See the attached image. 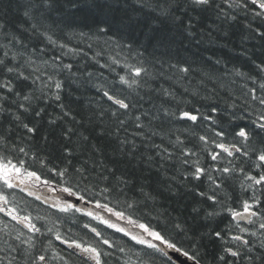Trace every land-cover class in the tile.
Returning <instances> with one entry per match:
<instances>
[{
  "label": "snow or ice",
  "instance_id": "1",
  "mask_svg": "<svg viewBox=\"0 0 264 264\" xmlns=\"http://www.w3.org/2000/svg\"><path fill=\"white\" fill-rule=\"evenodd\" d=\"M97 13L102 14L103 19H97ZM112 13L121 15L117 19ZM76 18H92L96 35L104 36L115 29L127 36L125 42L117 41L115 34L108 41L116 43L121 52H127L125 62L113 58L111 64H100L101 69L112 72L119 66L120 72H116L115 79L92 84L109 104L108 109L101 108L95 115L101 122L105 118L114 121L111 131L102 123L96 125L101 128V138L108 136L115 141L113 153L134 160L138 150L135 138L147 140L157 135L152 130L156 124L191 122L198 128L204 121L211 136L197 131L191 132V136L199 141L200 151L210 163L206 160L201 164L197 151L193 150L195 145L187 147L185 140L177 137L174 143L170 141V146L178 148L176 160L185 171L179 174V179L175 175L166 176L164 189L153 194L145 191L153 188L150 176L143 177L144 182L140 183L135 177L129 179L131 172L115 177L116 169L102 162L94 161L91 169L87 161L79 167L74 165L75 144H63L60 148L62 159L56 163L50 155L42 156L30 146L16 142L15 129L22 127L29 134L38 131L35 124L29 126L32 121L48 116V124L56 127L58 121L63 123L72 116L64 99L66 83H77L82 76L85 84L93 80L92 72H73L72 63H63L62 55L76 54V48L61 43L59 47L66 49L62 55L43 60L37 53H44L45 49L29 46L33 41H47L56 46L54 29ZM241 21L247 34L240 37L239 49L232 50L252 65L254 73L245 75L234 64L232 72L225 70L224 76L244 78L253 86L245 85L247 91L242 93L245 97L242 104L225 91L221 107L217 87L224 89L225 85L208 89L207 83H215L212 75L197 72L194 65L202 61L204 67L219 66L223 57H217L215 52L201 55V48L211 52L216 44L229 47L231 29ZM137 26L145 28L143 42L132 35ZM80 36L85 34L80 33ZM249 39H259L264 44V0H0V115L7 113L11 117L7 128L0 122V224H3L0 264H49L50 259L57 258L67 264L59 252L51 258L48 256L47 253L54 250L53 238L72 250L70 255L79 256L84 264H109L110 261L132 264L128 255L131 246L126 249L119 240L111 238L117 233L127 238L126 243L143 246L141 252L132 253L136 256V264H156L157 258L164 264H185L186 261L201 264L202 257L197 252L189 251L167 234V221L153 225L152 220L159 221L161 214L153 217L146 209L149 202L154 205L158 197L165 194L170 198H182L187 194L184 181L205 179L209 183L207 191H199V184L188 191L212 210L207 211L202 205L193 207L191 223L188 219L175 222L179 219L176 217L172 218L171 227L177 235L187 237L189 247H193L201 212L204 211L205 219L227 213L229 225L223 233L214 231L212 235L234 242L223 249L231 261H227L225 255L218 259L225 264L241 261L243 264H264V48L261 55L256 56L246 46ZM193 73L200 77L198 87L180 90L177 83L191 84ZM161 80L169 86L164 87L159 83ZM79 86L77 84V89ZM178 91L181 96H192L194 100L199 97L200 107L191 106L189 102L181 108L177 102ZM201 91L205 94L201 95ZM49 102L58 110L56 114L47 112ZM28 116L31 120L24 123ZM218 121L227 122L229 128ZM130 125L136 129L133 139H121L120 133L126 132ZM76 135L75 128H65L61 138L71 141ZM229 135L231 141H228ZM79 140L81 152L104 155L103 147L93 145L90 137L81 135ZM173 156L172 151L161 148L156 157L142 156L141 159L147 160L149 165L155 164V169L150 170L164 175L168 171L164 165L172 162ZM241 159L251 162V170L236 163ZM97 167L101 168L99 173H96ZM162 167L164 173L160 172ZM113 177L116 184H112ZM101 184L104 186L97 193L96 188ZM126 190L138 193L143 201L132 197L125 199L121 206L119 199L111 200L113 193L124 195ZM50 193H66L77 203ZM34 201L58 214L78 213L88 218L79 227L91 233L95 242L69 236L67 233L73 231L72 226L62 232L66 217L59 215L51 222L52 226L38 227L35 221H49L47 216L37 214L33 217L29 207ZM141 211L143 218L139 216ZM3 217L23 225L27 233L14 225L9 227ZM241 221L251 227L242 226ZM75 223L72 221V225ZM107 230H112V234L106 235ZM188 233H192L191 237Z\"/></svg>",
  "mask_w": 264,
  "mask_h": 264
},
{
  "label": "trees",
  "instance_id": "2",
  "mask_svg": "<svg viewBox=\"0 0 264 264\" xmlns=\"http://www.w3.org/2000/svg\"><path fill=\"white\" fill-rule=\"evenodd\" d=\"M117 19H119L120 13H112ZM14 18V17H13ZM97 19H103V15L97 13ZM259 23V21H257ZM243 21L241 23L236 24L235 27L231 29V37L230 46L224 47L222 44H216L212 46L211 52H204L203 47L201 48V55H211L212 52H215L217 57H223L222 63L216 68L204 67L202 66L203 62H199L194 67L197 69V72L207 73L212 75L213 81L215 83H207L206 87L208 89L213 88L216 85H225L224 89L217 87V91L220 97L221 107L224 106V97L225 91L231 95L233 98H237L239 103L244 102L243 92L247 91V87H252L251 81H246L244 78L236 77L235 75L224 76V71L227 70L232 72L233 65L235 64L239 67L245 75L250 73H254V69L247 60L237 55V52L232 49H239L240 45V37L242 35H246V31L242 27ZM102 27L104 25H101ZM144 32L145 28L137 26L136 31L132 33L133 37L137 41H144ZM80 33H84L85 36L81 37ZM95 22L92 18L89 19H73L67 25H61L60 28L54 29L53 38L56 40V46L49 45L47 41H43L42 43H37L33 41L29 46L30 47H43L45 49L44 53H37V56H40L43 60H48L50 57L55 55H62L63 51L59 44L63 43L68 46V48H76L78 51L76 54H69L68 56L62 55L63 63H72L74 65L73 72L82 73V72H92L93 80L90 84L84 83V77L77 83H66L64 99L71 109L72 116H69L67 120L63 123L57 122L56 127H53L48 124V116H44L43 119H39L36 121L31 120V116L26 117L23 122L29 123V126L36 125L38 131L36 133L29 134L25 129L18 128L15 129V137L16 142L21 144V146L31 147L32 151L39 152L42 156L50 155L54 162L59 163L61 157L60 148L65 143H71L76 145V156L77 158L72 161V163L76 166H82L84 161H87L89 169L93 167V162L95 161L97 164H102L107 166L108 168H115V177H119L121 173L131 172L132 175L129 176V179H133L134 177L143 183V177H151L150 183L153 184V188H146L145 191H152L155 194V191H161L164 189L166 176L175 175L177 179L180 178V173L184 172L185 169L179 166L176 157L179 156L178 148L174 149L170 146V141L175 142L176 138L179 137L182 140H185L187 147H193L195 145L194 151H197L201 164H204L208 158L204 154V152L200 151L201 145L199 141L194 139L191 136V132L197 131L201 134L207 133L211 136V132L207 131V124L204 121L200 122V126L197 128L192 125L191 122H171L164 123L162 126L156 124L153 127V131L158 134L152 136L151 139H142L135 138V143L137 145V151L134 160H130L119 153H113V148L115 147V141L108 136L101 138V128H97V124H103V127L112 130V126L114 121L108 118H105L103 122L97 119L96 113L99 112L101 108L108 109L109 104L102 98L100 94L97 93L96 89L92 87V84L104 83L105 80L111 82L116 77V72H120L119 66H116V72H112L109 69H101L100 64L112 63V59H119L121 63H124V58L127 55V52H121L120 48L116 43L108 42L110 38L115 34L116 40L120 42H125L127 40V36L124 33L116 32L115 29L113 32L107 33V35L100 36L96 35ZM91 45V48H89ZM246 46L249 48L250 52H255L256 56L261 55V49L264 48V44L259 39H249L246 41ZM79 49H83L82 52ZM194 50V49H193ZM99 54V55H98ZM99 61V63H97ZM225 62H227V69H225ZM103 72V76H100V73ZM123 74V73H121ZM199 75L193 73L191 77V84L188 82H178L177 87L182 90L183 88H191L195 90L198 87ZM71 78H69V81ZM160 84H163L164 87H168V84H165L164 81H160ZM77 84H79V88L77 89ZM247 84V87L245 85ZM203 91H201V95H204ZM199 97L195 100L192 96H181L179 91L177 93V102L180 103V107L184 108L185 105L191 103V106L200 107L198 103ZM159 103V101H157ZM15 109H13L14 111ZM173 110H175V106H173ZM202 112H205L204 108H201ZM47 112L49 114H56L58 112L55 109V105L49 102V106L47 108ZM205 114H207L205 112ZM215 115V114H214ZM73 117L75 120L73 121ZM11 119L10 115L5 113L0 115V122H2L3 127H9V120ZM81 122L83 123V127H81ZM223 124V127L229 128L227 122L218 121ZM65 128H75L77 135L73 136L71 141H66L61 138V133ZM136 131L135 127L130 125L126 132L120 133L121 139L127 137L128 139H133V133ZM88 136L90 137V142L93 145H101L104 149V155L101 156L99 154L92 155L89 152H81L80 151V140L79 136ZM47 137V140H45ZM188 140H191V143H188ZM228 141H231V136L229 135ZM156 145L157 147L153 148L152 146ZM214 147V146H213ZM161 148H167L169 151L174 153L173 161L165 164L164 167L168 168L167 173L164 175H158L155 170V164L149 165L147 160H142L141 157L153 156L156 157V153L161 151ZM218 151V149H217ZM191 159H196V157H192ZM210 163V160H208ZM237 164L243 165L246 169H250V163H246L243 159L237 160ZM175 164L176 166H173ZM101 171L100 167L96 168V173ZM161 173H164V168L160 169ZM96 173H92L93 176ZM107 174V173H105ZM111 178L112 184H116V178ZM135 182V181H134ZM184 191L187 193L182 198H170L167 194L158 197L157 202L153 205L149 202L148 211L151 216L160 215V220L157 221L155 219L152 220L154 226L158 223L163 224L165 221L168 222L167 234L176 240L183 247L187 248L189 251L197 252L201 259V264H225V262L220 261L218 257L220 255H225L227 261H231V257H227V254L223 252V249L229 246H232L234 242H226L224 240H219L212 235L214 231H221L222 233L226 229V227L230 223V218L227 213H221L220 216L208 217L204 218V211L201 212L200 217L197 220L199 225L198 227V235L195 237V246L189 247L188 238L184 236H179L176 234V230L171 227L173 223L172 218L178 217L179 219L175 222H183L185 219L189 220L191 223V209L197 206H203L207 211H211V208H208L207 204L203 203V201L197 198L193 193L188 191L193 188L197 184H199V191H207L209 189V183L205 179L202 182L192 181L189 183L188 181H184ZM238 183V182H237ZM104 185L101 184L98 188H96V192L100 191ZM83 187V185H82ZM231 191V190H229ZM238 192L239 189L237 188ZM135 197L136 199H140L143 201V197H140L138 193H135L131 190H126L124 195H118L117 193H113L111 200L115 202L117 199L120 200L121 206H123V201L125 199H129ZM96 198H100L97 196ZM31 200L32 198H27ZM104 202V201H102ZM210 203V202H209ZM39 202H33L29 207L30 210L36 211L32 212L33 217L37 214L41 216L48 217V223L44 221H35L38 227H50L51 222L55 221L57 216L66 217L64 221V226L61 227L62 232H67V227L72 226L73 231L71 233H67L72 238L83 239L87 242H95V238L91 233H87L86 230L79 227L84 222L87 221L88 218L81 217L80 214L76 213H68V214H58L54 212H42V209L48 210L47 206L39 205ZM29 210V211H30ZM119 210V209H118ZM219 211V208L217 209ZM2 216V214H0ZM141 218L144 217V212L141 211L139 213ZM135 218V216H134ZM5 222L9 224V227L13 225L19 229L27 233V229L23 228V225L16 224L15 221H11L8 217H3ZM72 221H75V225H72ZM95 223V222H93ZM242 226L251 227L247 224L246 221H241ZM102 227V226H101ZM0 228H3V224H0ZM112 234V230H107L106 235ZM192 233H188V237H191ZM111 238L119 240L121 246L127 247L131 246V252L128 255L131 256L132 264H136V256L132 255V253H139L142 251L143 246L135 245L134 242H127V238L123 237L122 234H114L111 235ZM45 241V246H46ZM54 250H50L47 254L51 258L56 252L60 253V256L64 257L67 261V264H84V261L79 258L77 255H70L71 251L67 249L66 246L61 245L59 241H55L53 239ZM106 247V246H104ZM49 264H64V261H61L59 258L50 259ZM109 264H113L112 261ZM156 264H164L162 259L157 258ZM239 264H243V262H239Z\"/></svg>",
  "mask_w": 264,
  "mask_h": 264
},
{
  "label": "water",
  "instance_id": "3",
  "mask_svg": "<svg viewBox=\"0 0 264 264\" xmlns=\"http://www.w3.org/2000/svg\"><path fill=\"white\" fill-rule=\"evenodd\" d=\"M181 259L183 260L184 258L181 257ZM185 264H192V262L191 261H186Z\"/></svg>",
  "mask_w": 264,
  "mask_h": 264
},
{
  "label": "bare ground",
  "instance_id": "4",
  "mask_svg": "<svg viewBox=\"0 0 264 264\" xmlns=\"http://www.w3.org/2000/svg\"><path fill=\"white\" fill-rule=\"evenodd\" d=\"M70 250V249H69ZM72 252V250H70Z\"/></svg>",
  "mask_w": 264,
  "mask_h": 264
},
{
  "label": "rangeland",
  "instance_id": "5",
  "mask_svg": "<svg viewBox=\"0 0 264 264\" xmlns=\"http://www.w3.org/2000/svg\"><path fill=\"white\" fill-rule=\"evenodd\" d=\"M114 219V218H113Z\"/></svg>",
  "mask_w": 264,
  "mask_h": 264
}]
</instances>
